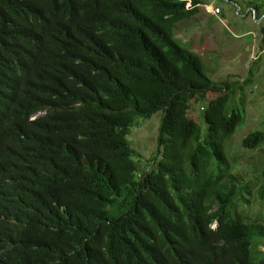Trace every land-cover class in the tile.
Segmentation results:
<instances>
[{"label": "trees", "instance_id": "trees-1", "mask_svg": "<svg viewBox=\"0 0 264 264\" xmlns=\"http://www.w3.org/2000/svg\"><path fill=\"white\" fill-rule=\"evenodd\" d=\"M189 1L0 0V264H264L228 158L254 76L207 77L175 38ZM159 114L141 173L129 138Z\"/></svg>", "mask_w": 264, "mask_h": 264}, {"label": "rangeland", "instance_id": "rangeland-1", "mask_svg": "<svg viewBox=\"0 0 264 264\" xmlns=\"http://www.w3.org/2000/svg\"><path fill=\"white\" fill-rule=\"evenodd\" d=\"M204 1L209 5L200 7L197 18L179 25L175 38L202 61L205 74L215 84L244 82L250 78L249 73H253L252 84L246 90L247 122L228 144V158L234 175H238L243 185L250 186L255 194L247 196L252 203L238 200L240 210L243 214H251L253 220L261 214L259 223L264 224V207L257 203V189L264 172V145L257 151H247L242 146L243 140L251 133H264V18L256 23L251 15L245 17L250 13L246 9L249 5L261 6L264 0H231L240 4L236 7L226 0ZM217 9L222 15L213 20V12ZM211 20L218 25L210 27ZM162 120L163 114H159L151 121L137 122L142 127L135 128L132 138H129L140 154L136 160L141 173L150 171L151 161L159 152ZM254 243L253 255L261 259L264 239H257Z\"/></svg>", "mask_w": 264, "mask_h": 264}, {"label": "clouds", "instance_id": "clouds-1", "mask_svg": "<svg viewBox=\"0 0 264 264\" xmlns=\"http://www.w3.org/2000/svg\"><path fill=\"white\" fill-rule=\"evenodd\" d=\"M182 1H184V0H182ZM226 1H229V0H226ZM230 2H232V4H233L235 7H236L237 5H240V4L235 3V2H233V1H230ZM190 4H192V5L190 6ZM205 5L208 6L209 4H207V3L202 4V5L199 6V8L202 7V6H205ZM193 7H194V2H193V0H190L189 3H188V8H189V9H193ZM242 8H243V7H242ZM246 9H247V10H250V11H249L250 13H249L248 15L245 16L246 18H249L248 16L251 15V16L253 17V20H255L256 23H258L259 21H262V20H263L264 15H263L262 19L259 20V15H258V12H257L256 9H254V8H250V6H248ZM217 11H219V14L216 13ZM213 13H214V14H213V19H214V18L217 19L218 17H221V15H222V13L220 12V9H219V10H218V9L215 10ZM240 15L242 16L241 13H240ZM32 46L35 48L36 45H32ZM45 115H46V112H45V111L39 112V113H37V114H35V115H33V116L31 117V121H36V120H38L39 118H41V117H43V116H45ZM215 227H216V224L213 225V228H215Z\"/></svg>", "mask_w": 264, "mask_h": 264}, {"label": "built area", "instance_id": "built-area-1", "mask_svg": "<svg viewBox=\"0 0 264 264\" xmlns=\"http://www.w3.org/2000/svg\"><path fill=\"white\" fill-rule=\"evenodd\" d=\"M216 13L219 14V11H217Z\"/></svg>", "mask_w": 264, "mask_h": 264}]
</instances>
